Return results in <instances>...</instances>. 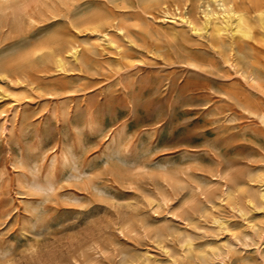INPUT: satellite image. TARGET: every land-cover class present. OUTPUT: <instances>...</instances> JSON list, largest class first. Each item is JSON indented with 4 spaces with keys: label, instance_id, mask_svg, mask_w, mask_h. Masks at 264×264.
Instances as JSON below:
<instances>
[{
    "label": "rangeland",
    "instance_id": "obj_1",
    "mask_svg": "<svg viewBox=\"0 0 264 264\" xmlns=\"http://www.w3.org/2000/svg\"><path fill=\"white\" fill-rule=\"evenodd\" d=\"M93 1L128 39L77 36L84 64L56 79L47 60L16 62L56 30L72 37L65 16L29 29L12 20L27 0H0L17 7L0 12V118L10 93L20 103L0 130V264H264V210L245 205L264 177V121L246 110H264V36L239 50L253 87L204 36L180 29L178 52L143 12L158 16L153 0ZM19 71L25 86L8 84Z\"/></svg>",
    "mask_w": 264,
    "mask_h": 264
},
{
    "label": "bare ground",
    "instance_id": "obj_2",
    "mask_svg": "<svg viewBox=\"0 0 264 264\" xmlns=\"http://www.w3.org/2000/svg\"><path fill=\"white\" fill-rule=\"evenodd\" d=\"M17 1L18 0H16V2ZM1 4L0 12L4 11V8L10 6L7 3H4L7 6L3 7ZM152 4L156 6L155 10L158 16L155 17L152 13H148L145 10H143V12L158 24L159 28L165 33L168 41L172 42L178 52H186L179 39V30L183 29L189 34H194L197 37L204 36L208 41L210 49L215 53H217V51L226 50L225 58L220 54L218 55L224 59V62H226L229 67H232L235 70H242L239 50L243 45L248 43L249 40L255 39L257 33L264 36V0H256L245 6L240 5L236 0H199L195 6L192 5V0H153ZM28 6L37 11V18L31 15V12L27 9ZM192 10L195 13V17H192ZM17 12L14 14L15 16L12 20L16 24H24L28 26L29 29H33L37 26H40V28L46 27L55 21L58 22L61 15L65 16V26L66 28L68 27L72 29V37L66 36L62 32L56 30L46 37L32 41L26 48H23L20 55H17L18 60L16 66L18 69L29 62H41L47 60L51 65L52 72L56 79L67 73L69 66L82 68L84 64L83 47L78 41H76L77 36L95 35L103 43L116 50L118 49V46L112 40V34H120L122 37L128 39L126 29L118 22L110 23L103 9L93 0H27L22 7L18 8ZM18 32L20 31L18 30ZM29 34L32 35V33ZM175 53L176 51H174L173 54ZM114 55H118V59L120 58L118 51H115ZM182 58L183 64L192 67L197 66L190 55H184ZM6 64L9 66L10 62ZM1 69L4 71V68ZM21 72L19 71L14 76H10L8 73H4L3 75L6 80H9L8 84L12 83L17 86H25L27 77ZM243 74L245 75L244 79L246 83L253 87L259 85L255 75L256 73L251 70L248 72L242 70L241 75L243 76ZM19 89L20 88L18 87L15 90L18 91ZM1 92L2 90L0 93ZM71 92L72 90H69L64 92V94L70 95ZM10 95L12 97L11 100L16 102V106H12V109H14H11L13 111V116L9 118V115L5 112L3 117L0 118V130L3 133L9 132L10 125L18 120L17 113L19 110L18 107L20 106L19 99L13 93H10ZM44 95L47 98H53L56 94L48 93ZM246 110L264 121V110H260L258 113L249 109ZM2 111H0L1 114ZM61 153L63 160L68 161V154L65 151H61ZM256 181V191L254 194L248 195L245 198V205L248 208H260L264 210V177L262 176ZM230 193L231 192L226 191V195H229ZM233 208L241 214H244L242 207L238 203H235ZM213 222L221 226L225 223V220L221 217L214 216ZM262 238H264V235ZM262 243L263 242L256 247V250L261 252L262 249V252L264 253Z\"/></svg>",
    "mask_w": 264,
    "mask_h": 264
},
{
    "label": "snow or ice",
    "instance_id": "obj_3",
    "mask_svg": "<svg viewBox=\"0 0 264 264\" xmlns=\"http://www.w3.org/2000/svg\"><path fill=\"white\" fill-rule=\"evenodd\" d=\"M9 47H16V45H9ZM7 49H5V51H6Z\"/></svg>",
    "mask_w": 264,
    "mask_h": 264
}]
</instances>
